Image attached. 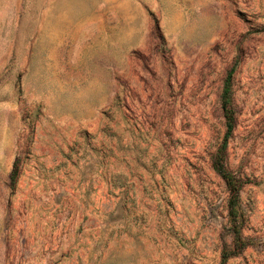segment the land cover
<instances>
[{
	"label": "rangeland",
	"instance_id": "1",
	"mask_svg": "<svg viewBox=\"0 0 264 264\" xmlns=\"http://www.w3.org/2000/svg\"><path fill=\"white\" fill-rule=\"evenodd\" d=\"M223 251L264 264V0H0V264Z\"/></svg>",
	"mask_w": 264,
	"mask_h": 264
},
{
	"label": "trees",
	"instance_id": "2",
	"mask_svg": "<svg viewBox=\"0 0 264 264\" xmlns=\"http://www.w3.org/2000/svg\"><path fill=\"white\" fill-rule=\"evenodd\" d=\"M231 74H228L225 82L224 88L221 95V105L224 113V118L226 120V134L223 139V144L218 151L216 158L213 161L212 168L214 172L224 181L227 191L229 193V199L227 201L228 207V215L231 222V234L233 235L234 242V252L231 255H235L237 252L243 250L246 247V243L243 240L241 235V229L243 226V217L239 211V198L240 191L243 186L241 180L236 178L229 170L224 166V151L227 144L228 139L232 134V124H233V116L231 111L229 110V78ZM16 162L13 165V171L11 174L12 181L14 180L15 175V167ZM228 255L225 251L222 252L221 256V264H225L227 259L231 256Z\"/></svg>",
	"mask_w": 264,
	"mask_h": 264
},
{
	"label": "crops",
	"instance_id": "3",
	"mask_svg": "<svg viewBox=\"0 0 264 264\" xmlns=\"http://www.w3.org/2000/svg\"><path fill=\"white\" fill-rule=\"evenodd\" d=\"M70 224H71V225H70V226H71L70 228H71V229H74V228H73L74 225H73L72 223H70ZM68 226H69V225H68ZM68 228H69V227H68ZM81 244H83V241L79 243V245H81Z\"/></svg>",
	"mask_w": 264,
	"mask_h": 264
}]
</instances>
